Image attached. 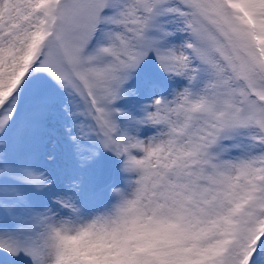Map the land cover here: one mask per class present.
<instances>
[{
  "label": "snow or ice",
  "instance_id": "6c2138e0",
  "mask_svg": "<svg viewBox=\"0 0 264 264\" xmlns=\"http://www.w3.org/2000/svg\"><path fill=\"white\" fill-rule=\"evenodd\" d=\"M0 264H264V0H0Z\"/></svg>",
  "mask_w": 264,
  "mask_h": 264
}]
</instances>
